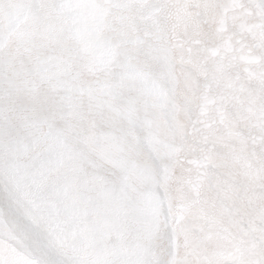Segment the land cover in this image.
<instances>
[{"label":"snow or ice","instance_id":"6c2138e0","mask_svg":"<svg viewBox=\"0 0 264 264\" xmlns=\"http://www.w3.org/2000/svg\"><path fill=\"white\" fill-rule=\"evenodd\" d=\"M0 264H264V0H0Z\"/></svg>","mask_w":264,"mask_h":264}]
</instances>
